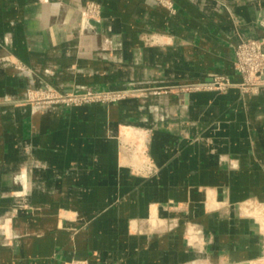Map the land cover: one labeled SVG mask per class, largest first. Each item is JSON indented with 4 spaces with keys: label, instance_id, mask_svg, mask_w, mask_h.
<instances>
[{
    "label": "crops",
    "instance_id": "1",
    "mask_svg": "<svg viewBox=\"0 0 264 264\" xmlns=\"http://www.w3.org/2000/svg\"><path fill=\"white\" fill-rule=\"evenodd\" d=\"M173 1L174 13L154 0H0V264L264 258V231L242 214L264 203V88L245 94L235 69L237 44L264 40V0ZM89 2L100 19L82 18ZM216 76L234 85L191 88ZM44 86L163 90L22 103ZM125 126L149 132L153 175L123 161Z\"/></svg>",
    "mask_w": 264,
    "mask_h": 264
},
{
    "label": "rangeland",
    "instance_id": "2",
    "mask_svg": "<svg viewBox=\"0 0 264 264\" xmlns=\"http://www.w3.org/2000/svg\"><path fill=\"white\" fill-rule=\"evenodd\" d=\"M154 1L157 3V5H159L158 0H154ZM170 1L174 4V8H175L174 1L173 0H170ZM160 6L163 7L162 5H160ZM97 10H100V13H99V15H97V17H94L95 16L94 11L96 12ZM167 11H169V10H167ZM81 15H82V18L87 20V21L88 20H98L101 17V6L98 3L89 2L86 4V7L82 11ZM142 38L146 44L151 45V44L157 43V41L153 38V36H149V37L143 36ZM244 40H248V39H242L241 41H244ZM252 40H262V39H252ZM262 41H264V40H262ZM235 51H236V49H235ZM235 56H236V54H235ZM19 68L22 70H25L23 67H19ZM235 69H236V67H235ZM242 82L240 84H237V86L245 94H255L261 90L260 89L258 92H246L240 86L242 84ZM233 85L234 84H232V86ZM162 90L163 89H154L151 91H143V89L130 88V89L123 90V91H94L92 89H84V90L75 91V92L80 93V94H86V93L99 94L102 97L107 95V94H112V93L113 94L114 93H127V94L125 97H123L119 100L105 99V97H104L99 102H92V103L83 104V105H79V106H75V105L67 106L64 104L46 103L49 100H46V99L42 100L43 98H46L48 95H51L52 93L59 94L61 92H64V91H61V90L54 88L53 86H44L42 88H30V89H28L27 94H26V98L22 101V103L31 104L32 106H34L35 108H38V109H45V108L57 107V106H66V107H83V106H91V105L110 106L112 104H116V103H118L122 100H125L129 97H132L134 95H143V94H148V93L156 95L158 93H161ZM173 90H176V89L170 88V89L164 90V91L168 92V91H173ZM222 91H225V90H222ZM29 92H31L33 94V97L35 99L31 102L28 99ZM148 133L149 132H147V130H143L139 127L125 126L119 131L118 138H119V143H121L120 144L121 145V156L123 157V161L127 164H130L132 167H134L136 169L143 167L147 171L148 175H153V173L156 172V166L154 165V163L151 160H149V155H148L147 149L145 147V143L147 142V139H149ZM147 174H145V175H147ZM242 204L244 205L243 210H242V214L247 218L257 220L261 226V229L264 231V203L245 201ZM261 260L262 259H259L255 262H258ZM72 261H74V260H72ZM83 261H87V260H83ZM69 262H71V261H69ZM69 262H67V263H69ZM88 264H89V262H88Z\"/></svg>",
    "mask_w": 264,
    "mask_h": 264
},
{
    "label": "built area",
    "instance_id": "3",
    "mask_svg": "<svg viewBox=\"0 0 264 264\" xmlns=\"http://www.w3.org/2000/svg\"><path fill=\"white\" fill-rule=\"evenodd\" d=\"M159 5L169 10L171 13L175 12L174 4L170 0H158ZM100 10L94 11V17L99 15ZM236 70L242 75L243 82L240 85L246 92H258L260 89L264 88V41L262 40H244L238 43L236 46ZM232 84L228 79L221 76L214 77L210 82L194 85L191 88L195 90H213L220 89L226 90L231 87ZM127 93H112L105 96L99 94L86 93L80 94L75 91L71 92H61L59 94L52 93L48 95L46 99L49 100L46 103L51 104H64L70 105H83L92 102H99L102 98L119 100L126 96ZM29 101L35 100L33 94L29 92ZM41 101V100H40ZM42 102V101H41ZM66 264H88L87 261L74 260ZM253 264H264V259Z\"/></svg>",
    "mask_w": 264,
    "mask_h": 264
},
{
    "label": "water",
    "instance_id": "4",
    "mask_svg": "<svg viewBox=\"0 0 264 264\" xmlns=\"http://www.w3.org/2000/svg\"><path fill=\"white\" fill-rule=\"evenodd\" d=\"M243 264H249V263H243Z\"/></svg>",
    "mask_w": 264,
    "mask_h": 264
}]
</instances>
